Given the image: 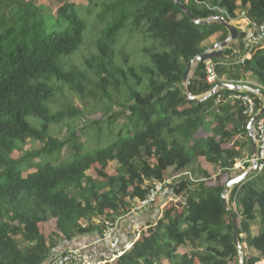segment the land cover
Here are the masks:
<instances>
[{"label": "trees", "instance_id": "1", "mask_svg": "<svg viewBox=\"0 0 264 264\" xmlns=\"http://www.w3.org/2000/svg\"><path fill=\"white\" fill-rule=\"evenodd\" d=\"M55 1L53 8L42 11L34 0H0V264H49L63 252L57 250L59 242L94 232L99 238L105 220L114 222L130 212L134 200L145 198L153 182L174 175L177 178L160 193L180 199L172 200L136 237L133 234L130 247L120 246V241L111 249L112 256L92 264L237 263L221 195L226 183L250 165L247 161L241 170L234 168L237 161L250 158V116L229 95L249 94L255 111L263 101L248 91L218 88L188 103L182 81L187 62L206 49L201 43L217 33L223 41L227 29L218 20L193 23L172 0H87L88 6L100 7V16L117 8L120 12L104 29L97 54L84 59L90 69L75 64L65 69L58 61L81 44L85 24L76 3ZM178 1L199 19L238 21L243 12L250 20L264 21V0ZM46 16L59 26L47 32ZM127 22L142 41L152 40L141 47L149 64H135L123 51L116 59L115 37ZM243 36L244 30L238 29L237 49L230 44L220 58H212L213 82L206 80L205 60L192 67L188 85L193 96L222 82L264 90V43L242 58ZM51 79L90 98L108 124L122 119L110 144L78 156L82 146L75 140L85 124L80 121L84 125L74 131L69 122L83 110L68 101L63 106L54 102L51 111L46 104L54 92ZM53 125L67 126V138L54 135ZM28 141L41 146L14 159L12 153ZM66 146L70 156L78 158L66 165L42 161L52 155L57 159ZM187 171L192 178L182 176ZM260 172L262 177L251 173L227 194L244 264L264 261V168ZM50 219L54 230L45 234Z\"/></svg>", "mask_w": 264, "mask_h": 264}, {"label": "rangeland", "instance_id": "2", "mask_svg": "<svg viewBox=\"0 0 264 264\" xmlns=\"http://www.w3.org/2000/svg\"><path fill=\"white\" fill-rule=\"evenodd\" d=\"M74 3H76V11L79 15V17L84 21L85 27L82 32V42L81 44L71 52V54L64 56L61 58V60L58 61L61 67L63 68H68L70 64H75L79 69L85 70L84 67L88 70L87 66L84 64V59L97 54V47L96 44L97 42L102 38L103 36V31L107 26L113 21V19L117 16V14L120 12V9L117 8L113 11L109 12H104L100 16V7H94L93 5H87V0H72ZM34 3L36 5H42L44 8H42V11L47 9H51L56 5L55 0H34ZM44 11V12H45ZM48 12H46V15ZM45 21V27L47 28V32L51 31L55 27H58V23H56L55 19H51L50 16H46L44 19ZM233 25L236 26V20L235 21H230ZM128 22L126 25L121 28L115 37V43H114V48L117 50L116 53V59H120V53L126 52L130 56V61L135 63V64H149L148 58L142 53L141 47L144 44H150L152 40L150 39H145L142 41L139 36H142L140 34H136L134 32H131L128 29ZM239 30L245 29V25H239L238 27ZM219 36L220 33H217L215 36H212L209 39L204 40L201 43V46L203 48H209L213 44H216L219 41ZM157 43V42H156ZM233 44L234 49H237V41H232L228 45ZM68 63V64H65ZM86 74L90 79H94V75L90 71H86ZM48 84L54 88L53 96L47 101V106L49 109L52 111L53 110V103L55 102L59 106H63L65 104H69V102L79 109L83 110V115L86 117L83 118L82 113L78 115L75 120L70 121L69 125L74 131H77L82 125H84V128L82 129V132L80 134V137L75 140L81 143L82 150L80 151L81 153L78 154V156H81L87 152H90L96 148H102L110 144V142L113 141L115 137V133L117 132L118 128L120 127V124L123 122L121 118H118L115 122L112 124H108L106 122V118L102 116V111L101 110H94L95 103L86 97L81 98L79 96L80 94H75L71 93L66 83H63L61 81H57L55 79H51L48 81ZM90 88V85H89ZM69 101V102H68ZM262 106V105H261ZM116 107V106H115ZM117 109V107L115 108ZM92 119H98L99 124H93L91 122ZM27 120L32 123L35 127L38 126V122L32 117L28 116ZM84 121L81 125V122ZM86 126V127H85ZM52 133L59 138H67L68 136V131H67V126L65 125H58L52 126ZM73 141L71 142V144ZM41 145L36 142V141H28L22 148V150L14 151L12 153V157L14 159H17L20 157L24 151H34L38 149ZM71 151L69 147H64L62 152L60 153L59 157L55 159V156L52 155L50 157H41L42 161L50 159V161L54 165H66L75 158H78L77 156H70ZM37 158L34 159L36 161ZM59 159V160H58ZM248 159H245L243 161H237L234 165V168L237 170H241L243 166V162H247ZM203 165L208 169L211 173H213L212 166L207 164L204 160H202ZM249 167V166H248ZM248 167L245 169L247 170ZM18 168H23V164H19ZM114 164L110 163L108 170L109 172L113 171ZM33 168L28 169V171H24V174L32 171ZM244 170V171H245ZM93 172V171H92ZM94 174V173H93ZM252 175H258L262 177L263 173L260 171H253ZM182 176H187L192 178V175L187 171L182 174ZM177 178V177H176ZM262 183V182H261ZM180 199V197L174 198L173 200ZM172 200H168L167 205L164 207H168L171 205ZM179 201V200H178ZM133 206V205H132ZM181 206V205H180ZM163 208V209H164ZM180 209V208H179ZM101 219L100 218H95V222H99ZM114 223V222H113ZM47 225V223H46ZM52 230H54V223L53 220L48 223L47 225V233H50ZM255 229H253V232ZM245 248V253L249 254L248 249L246 248L245 244L243 245ZM263 259V258H262ZM261 259V260H262ZM195 264H198L197 262ZM232 264H237V263H232ZM256 264V263H255Z\"/></svg>", "mask_w": 264, "mask_h": 264}, {"label": "built area", "instance_id": "3", "mask_svg": "<svg viewBox=\"0 0 264 264\" xmlns=\"http://www.w3.org/2000/svg\"><path fill=\"white\" fill-rule=\"evenodd\" d=\"M240 18L245 21V29L243 36V47L244 54L242 58H248L257 48L262 47L264 43V21L257 22L250 20L245 17L244 13L241 12ZM205 73L207 82L211 83L216 79V74L214 72V62L212 59H206L205 62ZM222 88L216 86V90ZM229 98L233 101L239 100L243 105V113L252 116L257 111H255V101L249 94H230ZM252 134L255 138L256 151H255V169L254 171H261L264 168V113L260 115L254 122L252 126ZM249 167L251 166V160L248 159ZM248 167V168H249ZM177 175L166 178L163 181H155L152 183L148 190L147 195L143 199H136L133 203L131 211H136L142 208L151 206L157 199V196L162 191L163 186L171 183V181L176 178ZM114 223L110 220L104 221V229L102 235L97 239V241H108L110 247L114 248L117 246L119 239L114 235ZM139 229L138 227L136 228ZM259 262V261H258ZM49 264H92L89 256L79 249L65 250L55 256ZM257 264V262H256Z\"/></svg>", "mask_w": 264, "mask_h": 264}, {"label": "water", "instance_id": "4", "mask_svg": "<svg viewBox=\"0 0 264 264\" xmlns=\"http://www.w3.org/2000/svg\"><path fill=\"white\" fill-rule=\"evenodd\" d=\"M182 11L183 13L192 20L193 23L195 24H206L209 23L213 20H218L228 31V35L227 37L221 41L218 42L216 44H213L212 46H210L209 48L205 49L204 51H202L201 53H199L198 55H196L195 57H193L192 59H190L184 69L183 75H182V81L185 83V93L183 94V96L185 97V99L187 100L188 103H197L200 100L205 99L206 97H208L209 95L213 94L216 91V86L215 85L212 89H210L207 93H205L202 96H193L190 92L189 89V74L190 71L192 69V67L200 61H204L206 59H218L221 56L222 50L224 47L228 46V44L232 41H236L238 38V30L236 28L235 25H233L232 23L226 21L223 17L221 16H216V17H208L206 19H199L197 18L195 15H193L190 10L183 5L182 3H180L178 0H172ZM218 86L222 87V88H228V89H232V90H244V91H248L250 93L256 94L258 96H260V98L262 99L263 103L262 106L257 110V112L255 114H253L247 124V134H248V138H249V144H250V160H251V166L243 171L241 174L233 177L232 179H230L224 188V191L221 195V199H222V204L223 207L225 208V210L227 211L228 215L230 216V220H231V237H232V242L234 244V246L237 249V264H244V259H243V247L242 245L239 243L238 240V236H237V221H236V216L234 211H232L227 203V194L230 191L231 187L236 184L239 183L243 180H245L247 178L248 175H250L254 169H255V161H254V157H255V151H256V143H255V138L252 134V126H253V122L264 113V90L260 87L258 88H252L246 85H240V84H234V83H229V82H222L220 84H218Z\"/></svg>", "mask_w": 264, "mask_h": 264}, {"label": "crops", "instance_id": "5", "mask_svg": "<svg viewBox=\"0 0 264 264\" xmlns=\"http://www.w3.org/2000/svg\"><path fill=\"white\" fill-rule=\"evenodd\" d=\"M236 22L237 30L240 24H245L243 18H239V20ZM202 166L206 168L203 163ZM174 198L175 197L171 198V195L169 194L167 196H164L163 193H159L156 201L151 206L136 211L130 210V212L117 217L114 220V235L118 237L119 243L121 241L120 246L122 245L125 248L130 247L133 239L138 235L140 228L145 227V224L147 222H153L160 215L163 208L167 205V201L173 200ZM51 220L53 219H50L46 222L47 225L49 222H51ZM46 223L44 225V231L45 234H48ZM137 227L139 228L138 230L136 229ZM133 234H135L134 238H132ZM95 235L96 232H94L93 234L77 236L70 241L59 242L57 250L64 251L79 249L81 252H84L89 256V259L92 263H100L102 259L112 256V247H110L109 242L107 241H97L98 238H95Z\"/></svg>", "mask_w": 264, "mask_h": 264}, {"label": "bare ground", "instance_id": "6", "mask_svg": "<svg viewBox=\"0 0 264 264\" xmlns=\"http://www.w3.org/2000/svg\"><path fill=\"white\" fill-rule=\"evenodd\" d=\"M257 264H264V261L260 262V263H257Z\"/></svg>", "mask_w": 264, "mask_h": 264}]
</instances>
